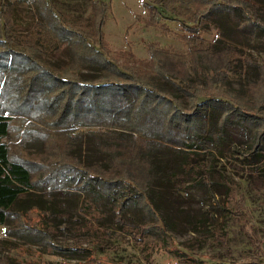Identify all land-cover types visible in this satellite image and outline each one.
I'll return each instance as SVG.
<instances>
[{"label":"trees","instance_id":"trees-1","mask_svg":"<svg viewBox=\"0 0 264 264\" xmlns=\"http://www.w3.org/2000/svg\"><path fill=\"white\" fill-rule=\"evenodd\" d=\"M87 1V15L66 23L51 0H28L23 22L15 2L0 0V264H43V252L64 257L79 248L58 244L53 233L74 238L86 220L82 203L104 208L108 223L133 236L167 228L176 170L187 173L199 153L209 162L224 146L236 150L227 123L248 131L246 157L264 151V60L256 64L217 37L202 42L195 27L226 17L253 36L264 30L255 0H152L149 19L160 8L185 17L197 45L187 47V70L181 54L148 42L138 74L108 54L101 31L108 6ZM59 48L65 59L50 61ZM239 60L237 92L224 85ZM83 143L94 158H80ZM202 173L195 180L208 178Z\"/></svg>","mask_w":264,"mask_h":264},{"label":"rangeland","instance_id":"rangeland-1","mask_svg":"<svg viewBox=\"0 0 264 264\" xmlns=\"http://www.w3.org/2000/svg\"><path fill=\"white\" fill-rule=\"evenodd\" d=\"M7 1L15 2L19 9L16 20L27 19L23 10L28 0ZM98 1L108 6L101 25L103 42L111 59L122 70L140 72L138 61L147 59L148 42L175 55L181 54L188 70L191 60L187 47L189 43L196 46L197 41L188 40L193 35L183 24L192 23L185 17L160 8V15L151 21L146 5L152 0ZM51 2L66 23L75 17L81 19L89 11L87 0ZM254 4L257 5L254 14L264 25V0H255ZM195 27L202 42L217 37L249 55L256 64L264 60V30H257L253 36H243L226 17L219 18L217 27L202 19ZM48 58L55 63L63 61V49L59 48ZM236 63L237 70L228 73V83L224 87L240 92L244 68L240 60ZM249 97L251 95L245 96L247 100ZM225 134L236 150L230 151L224 146L223 154H216L209 162L205 161L206 155L202 152L187 173L176 170L170 187L169 201L172 202L165 208L167 228L147 233L142 238L133 236L108 223L104 208L96 211L82 203V218L86 220L74 233V238L53 233L58 244L74 248L76 243L79 248L65 253L64 257L43 252L40 261L43 264H264V151L245 156L250 138L248 131L240 125L227 123ZM89 148L85 143L80 146V158L84 161L96 156ZM202 172H206L208 178L202 177V182L195 180L199 174H204ZM35 215L28 213L30 221ZM4 236L0 225V237ZM21 243L24 247H36L25 241ZM88 252L91 258L84 260ZM11 253L14 257L31 260H35L37 254L33 251L32 256L21 251Z\"/></svg>","mask_w":264,"mask_h":264}]
</instances>
